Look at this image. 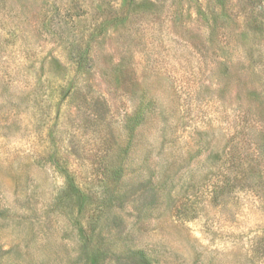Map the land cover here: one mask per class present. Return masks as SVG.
Wrapping results in <instances>:
<instances>
[{
	"label": "rangeland",
	"instance_id": "rangeland-1",
	"mask_svg": "<svg viewBox=\"0 0 264 264\" xmlns=\"http://www.w3.org/2000/svg\"><path fill=\"white\" fill-rule=\"evenodd\" d=\"M0 264H264V0H0Z\"/></svg>",
	"mask_w": 264,
	"mask_h": 264
},
{
	"label": "trees",
	"instance_id": "trees-1",
	"mask_svg": "<svg viewBox=\"0 0 264 264\" xmlns=\"http://www.w3.org/2000/svg\"><path fill=\"white\" fill-rule=\"evenodd\" d=\"M138 127V124H136L134 127H128L129 128V132H135V129Z\"/></svg>",
	"mask_w": 264,
	"mask_h": 264
}]
</instances>
